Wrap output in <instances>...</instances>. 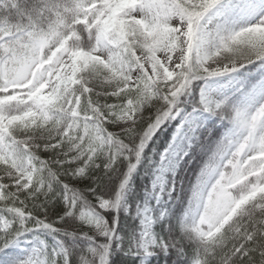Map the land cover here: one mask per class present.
<instances>
[{
    "label": "snow or ice",
    "instance_id": "obj_1",
    "mask_svg": "<svg viewBox=\"0 0 264 264\" xmlns=\"http://www.w3.org/2000/svg\"><path fill=\"white\" fill-rule=\"evenodd\" d=\"M0 264H264V0H0Z\"/></svg>",
    "mask_w": 264,
    "mask_h": 264
}]
</instances>
